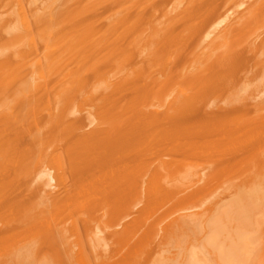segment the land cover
<instances>
[{"label": "bare ground", "instance_id": "obj_1", "mask_svg": "<svg viewBox=\"0 0 264 264\" xmlns=\"http://www.w3.org/2000/svg\"><path fill=\"white\" fill-rule=\"evenodd\" d=\"M14 1L0 264H264V0Z\"/></svg>", "mask_w": 264, "mask_h": 264}, {"label": "rangeland", "instance_id": "obj_2", "mask_svg": "<svg viewBox=\"0 0 264 264\" xmlns=\"http://www.w3.org/2000/svg\"><path fill=\"white\" fill-rule=\"evenodd\" d=\"M2 1V4H7V3H9V5H8V7L6 8V9H0V46L1 45H3L4 43H8L9 42V36H8V33H9V30H8V33L6 32V29L7 28H5L7 25H8V23H9V21L13 18V17H15V16H9L8 14H7V10H9L10 9V7H11V9H12V6H14V5H16V2L14 1V0H1ZM41 1H43V0H39V2H37V6H39L40 5V2ZM255 0H246V3H247V5L249 4V3H253ZM26 2H29V0H26ZM247 5H246V7H247ZM245 7V8H246ZM244 8V9H245ZM11 9L9 10V11H11ZM244 9H242V10H239V11H243ZM12 27H16V29H19L21 32H24L25 30L22 28V26L20 25V24H16V25H13ZM11 28V27H10ZM38 46H39V48H40V52H42V56L44 57V55H46V48H45V45L44 44H42V43H38ZM20 49H29L28 47H26V46H23V45H21L20 46ZM23 51H25V50H23ZM24 63V62H23ZM52 91H54V86L50 89V92H52ZM51 101H53V96L51 95ZM71 101L73 102V103H76V102H81V103H83L84 104V107L82 108V109H77L78 110V112H77V114H79L80 116H84V115H86L87 114V112L88 111H92V108H94V106L93 105H91L89 102H87V103H84L83 101H81V100H79V99H75V98H73V99H71ZM53 106H54V104H52ZM54 108H55V106H54ZM55 111V110H54ZM75 116H73V115H70V118L72 119V118H74ZM93 127L92 126H87L84 130H86V131H89V130H91ZM51 168H53V169H55L56 167L54 166V165H52L51 164ZM235 195H236V193H233L232 195H222L221 196V198H218V199H212V200H214V201H217L219 204L220 203H227V202H230L232 199H234L235 198ZM263 205H264V202H263ZM195 211H197V210H195ZM194 212V210L191 212V213H193ZM183 212H180V213H178V214H182ZM263 213H264V207H263ZM177 214V215H178ZM177 215H174V216H172L171 218H169L166 222H172L173 220H175L176 218V216ZM61 217H65V218H71L70 216H69V214L68 213H64L63 215H61ZM74 218H78V215H77V217H74ZM68 221H70V220H68ZM67 221V222H68ZM114 229H118V228H113V229H104V231H105V235H107V234H109V233H111ZM198 232H196V233H194V234H191V235H189L186 239H183V240H180V241H176V240H171L170 241V243H169V245L166 247V253L164 254V256L165 257H168V258H177L179 261H181L182 259H183V255H184V247L186 246V245H188L189 243H193V242H195L196 241V239L198 238V237H200L201 236V234L198 236ZM197 237V238H196ZM196 238V239H195ZM70 240H73V239H70ZM83 245H87L88 244V241L85 239L83 242ZM112 248H113V245L111 246ZM75 250H77V248H75ZM100 252H101V249H99L98 250V253L100 254ZM73 253H76V252H73ZM102 254H104V252H102ZM107 254H109V253H107ZM146 255V254H145ZM93 261H95V257H93L92 259H91V261H89V263L88 264H93V263H91V262H93ZM133 264H136V262H137V260L135 259V260H133V261H131ZM68 264H84V263H80V262H77V257H75L74 258V260H72V261H70Z\"/></svg>", "mask_w": 264, "mask_h": 264}]
</instances>
